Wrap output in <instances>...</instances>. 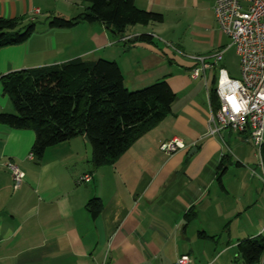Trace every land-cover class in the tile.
<instances>
[{
    "label": "crops",
    "instance_id": "0c3cea01",
    "mask_svg": "<svg viewBox=\"0 0 264 264\" xmlns=\"http://www.w3.org/2000/svg\"><path fill=\"white\" fill-rule=\"evenodd\" d=\"M215 2L135 0L163 21L129 26L121 34L105 23L49 26L54 16H79L86 3L0 0V17L36 22L25 42L0 49V112H13L3 76L73 59L116 61L129 90L165 79L176 93L170 114L99 168L91 163L85 135L47 148L37 160L29 157L33 130L0 125V264H171L187 254L182 249L191 229L211 231L244 215L249 237L263 235L264 201L255 177L245 175L250 166L241 152L247 135L228 128L207 134L216 72L209 68L193 78L187 57L217 47L224 59L232 47L223 44L229 38L217 24ZM36 9L45 16L39 28ZM142 34L152 42L136 40ZM173 138L185 147L167 155L159 145ZM223 156L228 159L220 166ZM9 162L23 172L18 187ZM86 173L91 181L79 183ZM94 197L103 204L95 218L86 207Z\"/></svg>",
    "mask_w": 264,
    "mask_h": 264
},
{
    "label": "trees",
    "instance_id": "16d2710c",
    "mask_svg": "<svg viewBox=\"0 0 264 264\" xmlns=\"http://www.w3.org/2000/svg\"><path fill=\"white\" fill-rule=\"evenodd\" d=\"M74 1L87 4L83 12L71 19L54 16L48 23L50 27L68 29L81 22L105 23L123 34L129 26L163 21L161 14L138 8L135 0ZM35 26L34 20L23 25L17 18L0 17V49L25 42ZM152 38L142 34L136 40L152 42ZM2 80L13 112H0V125L33 130L31 152L35 159H41L49 147L85 135L95 168L119 158L141 134L171 113L176 99L165 79L141 89H127L118 63L102 58L93 62L73 59L60 65L18 70ZM210 101L215 112L219 108L215 80ZM260 156L264 170V143ZM227 159L223 156L220 166ZM86 207L95 218L103 204L94 197ZM236 248L247 264H264V235L240 240Z\"/></svg>",
    "mask_w": 264,
    "mask_h": 264
},
{
    "label": "built area",
    "instance_id": "2783aa9c",
    "mask_svg": "<svg viewBox=\"0 0 264 264\" xmlns=\"http://www.w3.org/2000/svg\"><path fill=\"white\" fill-rule=\"evenodd\" d=\"M39 9L35 10V13ZM214 14L217 24L230 40V46L239 57L240 78L229 76L220 66L223 51L207 55H188L194 63L191 70L197 78L211 68L216 72V94L219 108L212 111L208 120V135L222 129L249 135L259 152L264 143V0H216ZM185 147L182 140L164 141L159 149L170 155ZM34 155L31 152L29 157ZM262 165V161L260 162ZM14 185L23 180V172L12 162L7 163ZM91 181L90 174L79 177V183ZM103 264V263H94ZM171 264H191V258L182 254Z\"/></svg>",
    "mask_w": 264,
    "mask_h": 264
},
{
    "label": "rangeland",
    "instance_id": "374dc122",
    "mask_svg": "<svg viewBox=\"0 0 264 264\" xmlns=\"http://www.w3.org/2000/svg\"><path fill=\"white\" fill-rule=\"evenodd\" d=\"M39 13L40 9L39 12L36 13L37 15L35 14L38 19L40 18L37 22L38 28L45 18L44 15H40ZM229 43L230 40L224 37V46ZM219 49L220 48L215 47L211 50V53ZM185 51L197 52L191 47H185ZM220 64L224 66L229 76L240 78L239 57L234 48L231 47L224 53V59ZM6 113H11V111ZM247 140L249 142L243 143L241 151L244 164L250 166L248 170L249 174L247 173L245 175L248 177H255L254 185L258 188V192L262 194V199L264 201V172L260 163V152L249 140V135H247ZM255 195L253 196L254 198ZM261 201L262 200L258 202V205H260ZM246 220L247 217L244 215L242 218L237 217L229 220L227 223H223L221 228L210 229L211 231H207L204 228L191 229L189 232V241L184 245L182 250L191 258V264H247L238 254L236 248L238 241L248 238L249 234H251L249 233L250 229L246 228ZM200 233H204V235Z\"/></svg>",
    "mask_w": 264,
    "mask_h": 264
}]
</instances>
